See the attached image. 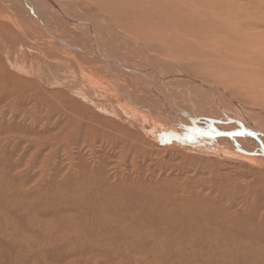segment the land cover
Segmentation results:
<instances>
[{
    "label": "rangeland",
    "instance_id": "rangeland-1",
    "mask_svg": "<svg viewBox=\"0 0 264 264\" xmlns=\"http://www.w3.org/2000/svg\"><path fill=\"white\" fill-rule=\"evenodd\" d=\"M54 1L116 23L90 0ZM219 2L223 15L193 8L239 26L250 50L264 0ZM0 8V264H264V164L137 119L29 15ZM254 89L234 97L264 110Z\"/></svg>",
    "mask_w": 264,
    "mask_h": 264
},
{
    "label": "bare ground",
    "instance_id": "bare-ground-1",
    "mask_svg": "<svg viewBox=\"0 0 264 264\" xmlns=\"http://www.w3.org/2000/svg\"><path fill=\"white\" fill-rule=\"evenodd\" d=\"M90 2L111 13L115 25L104 18L74 13L73 6L54 0H0V7L29 15L26 18H32L45 35L40 37L64 49L79 62L76 63L82 73L89 70L85 79L91 83L98 86L105 80L116 96L123 97L124 105H128L134 117L140 115L146 122L159 120L166 130L182 131L189 137L209 141L216 149L233 151L239 158L264 164V110L239 103L233 93L239 87L248 93L254 85L257 95L258 89L261 94L250 97L264 100V21L258 22L260 30L253 31L256 36L251 37L254 40L250 39L249 50L245 49L247 38H243L239 26L232 30L233 26L225 23L228 20L223 19L226 27L221 21L216 22L219 18L214 19L216 14L210 10L193 8L210 2L204 7L218 8V14L223 15L219 0ZM16 17L17 21L12 20L18 22ZM186 25L189 28L185 29ZM160 28L164 29L163 36L158 35ZM165 51L184 62L183 66L197 69L201 73L199 78L185 75L175 64L162 61L160 55ZM208 76L227 87L230 94L214 81L207 83L200 79Z\"/></svg>",
    "mask_w": 264,
    "mask_h": 264
}]
</instances>
